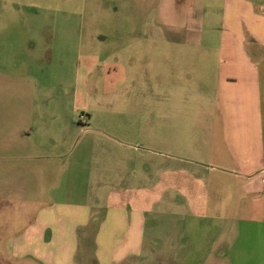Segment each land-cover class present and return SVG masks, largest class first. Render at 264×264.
<instances>
[{
	"label": "crops",
	"instance_id": "0c3cea01",
	"mask_svg": "<svg viewBox=\"0 0 264 264\" xmlns=\"http://www.w3.org/2000/svg\"><path fill=\"white\" fill-rule=\"evenodd\" d=\"M39 1L0 0V39L11 34L30 40L40 39V33L53 37L50 27L55 23L36 18ZM159 7L164 18L152 21V28L186 29L181 67L207 77L213 66L211 90L220 132L209 134L204 148L175 145L170 113L165 117V151L100 131L111 147L103 155L95 140L88 141L90 128L74 149L55 154L64 164L45 167L42 181L65 182L66 188L62 186L61 195V186L54 185L48 192L51 199L13 234L11 256L19 264H206L210 242L191 244L187 223L179 229L174 219L204 217L211 196L219 216L221 182H233L234 198L241 186L246 199L237 207V235L227 246L231 264H264V0H155L153 9ZM10 10L26 12L28 18L4 19ZM159 42L182 43L169 34ZM166 61L172 65L169 57ZM126 76V70L119 73L118 83L125 84ZM64 135L68 139L73 133ZM156 137L150 133L151 140ZM147 152L164 158L160 179L156 158L148 157L143 171L140 161ZM192 174L196 176L190 181ZM158 204L164 208L161 216ZM205 237L210 238L208 233ZM215 258L211 264H222Z\"/></svg>",
	"mask_w": 264,
	"mask_h": 264
},
{
	"label": "rangeland",
	"instance_id": "374dc122",
	"mask_svg": "<svg viewBox=\"0 0 264 264\" xmlns=\"http://www.w3.org/2000/svg\"><path fill=\"white\" fill-rule=\"evenodd\" d=\"M154 2L40 0L36 18L55 23L50 27L53 37L40 33V39L30 40L11 34L0 39V264L20 263L11 256L13 234L51 199L48 192L54 185L61 186V195L66 188L65 182L42 181L45 167L64 164L54 158L55 154L59 149H74V142L84 138L83 133L90 128L92 138L88 141L95 140L97 153L103 155L111 147L100 131L117 133L141 148L165 151V117L170 113L175 145L200 144L204 148L209 134L220 132L215 91L211 90L213 66L209 67L208 79L201 70L186 72L181 67L186 29L165 25L152 28V21L157 24L155 20H162L165 14L160 7L153 9ZM28 15L10 10L3 18L27 19ZM167 34L182 43L159 42ZM124 70L126 83H118L117 75ZM154 132L157 137L151 140L150 133ZM65 133L73 136L67 139ZM56 142L61 145L56 147ZM126 153L129 156V151ZM148 157L156 158L160 179L164 158L143 153V171ZM195 176L192 174L190 181ZM222 180H227L226 175L222 174ZM231 184L233 188V182H221L219 216L212 209L211 196L205 203L209 210L204 217L174 219L179 229L187 223L191 244L210 242L213 250L205 253L206 264H211L213 257L231 264L227 246L237 235V207L246 201L241 186L234 198ZM210 190L213 192L214 183ZM157 210L161 216L162 204Z\"/></svg>",
	"mask_w": 264,
	"mask_h": 264
}]
</instances>
